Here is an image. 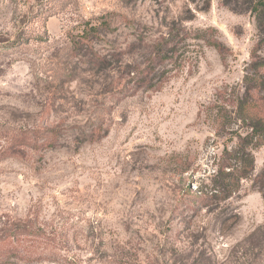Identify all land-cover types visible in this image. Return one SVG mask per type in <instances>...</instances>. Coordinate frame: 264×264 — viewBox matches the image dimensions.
<instances>
[{
  "label": "rangeland",
  "instance_id": "374dc122",
  "mask_svg": "<svg viewBox=\"0 0 264 264\" xmlns=\"http://www.w3.org/2000/svg\"><path fill=\"white\" fill-rule=\"evenodd\" d=\"M253 5L0 0V264H264L261 194L200 197L264 58Z\"/></svg>",
  "mask_w": 264,
  "mask_h": 264
},
{
  "label": "trees",
  "instance_id": "16d2710c",
  "mask_svg": "<svg viewBox=\"0 0 264 264\" xmlns=\"http://www.w3.org/2000/svg\"><path fill=\"white\" fill-rule=\"evenodd\" d=\"M260 34V44H264V0H254L252 7ZM78 35V43L92 44V40L100 31L97 26L88 24ZM109 28V27H106ZM221 53V45H212ZM245 94L238 99L237 112L232 122L239 123L235 131L236 143L225 146L221 163L211 189L200 191V197L217 203L236 196L242 188V182L250 183V188L261 194L264 204V167L254 173V157L252 150L264 144V114L255 112L264 106V58L255 59L251 65V75L244 77ZM199 197V198H200ZM237 198V197H236ZM262 228L251 234L256 240V248L264 250V238L260 234ZM262 252V251H261ZM260 258L259 254L255 255Z\"/></svg>",
  "mask_w": 264,
  "mask_h": 264
}]
</instances>
